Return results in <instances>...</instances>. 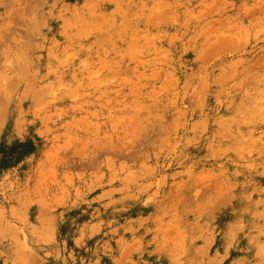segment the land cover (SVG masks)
Returning a JSON list of instances; mask_svg holds the SVG:
<instances>
[{
    "label": "rangeland",
    "instance_id": "rangeland-1",
    "mask_svg": "<svg viewBox=\"0 0 264 264\" xmlns=\"http://www.w3.org/2000/svg\"><path fill=\"white\" fill-rule=\"evenodd\" d=\"M0 264H264V0H0Z\"/></svg>",
    "mask_w": 264,
    "mask_h": 264
},
{
    "label": "trees",
    "instance_id": "trees-1",
    "mask_svg": "<svg viewBox=\"0 0 264 264\" xmlns=\"http://www.w3.org/2000/svg\"><path fill=\"white\" fill-rule=\"evenodd\" d=\"M12 149H17V152L13 157L0 158V169H5L12 166L15 163L20 162L27 155L36 151V145L33 141L16 142L11 146Z\"/></svg>",
    "mask_w": 264,
    "mask_h": 264
}]
</instances>
